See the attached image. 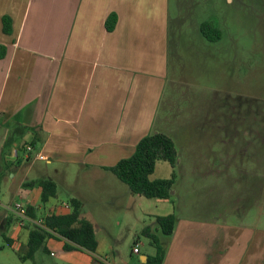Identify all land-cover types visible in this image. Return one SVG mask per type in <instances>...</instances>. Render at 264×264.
I'll return each instance as SVG.
<instances>
[{"label":"crops","instance_id":"crops-1","mask_svg":"<svg viewBox=\"0 0 264 264\" xmlns=\"http://www.w3.org/2000/svg\"><path fill=\"white\" fill-rule=\"evenodd\" d=\"M168 3L0 0V179L11 172L9 177L22 178L21 186L39 179L54 183V196L42 205L39 187L25 185L37 202L21 203L36 208L34 218L63 214L69 210L63 203L78 200L79 216L93 226L94 256L106 264H136L125 254L116 261L106 249L113 226L104 209L120 207L125 213L134 197L108 168L128 157L141 137L164 133L157 114L168 71ZM109 13L116 22L106 31ZM4 15L8 33L2 31ZM148 199L143 197L142 209L124 220L128 232L140 230L146 215L157 233L153 217L172 212L163 205L169 200ZM3 208V218L12 214L9 206ZM101 216L109 217L102 221ZM174 218L161 264H264V229ZM140 242L137 252L131 251L137 264L147 254L140 252ZM63 243L47 238L45 253L52 261L41 264L94 263L89 253L64 250Z\"/></svg>","mask_w":264,"mask_h":264},{"label":"rangeland","instance_id":"rangeland-1","mask_svg":"<svg viewBox=\"0 0 264 264\" xmlns=\"http://www.w3.org/2000/svg\"><path fill=\"white\" fill-rule=\"evenodd\" d=\"M168 15V71L157 117L173 141L176 162L175 194L163 205L176 217L264 229V0H169ZM202 22L218 29L219 37L206 40L199 30ZM167 166L160 161L153 175H164ZM10 174L0 179V264L52 261L40 248L34 262L16 254L26 250L24 227L29 225L18 226L12 214L6 225L3 206L38 200L27 196L30 188L20 185V176ZM132 195L125 213L120 207L106 208L111 217L101 220L109 217L113 226L106 249L116 261L125 254L137 264L138 255L131 253L133 233L123 223L143 207V197ZM143 218L140 227L156 233L152 218ZM156 235L165 249L168 238L159 231ZM140 240V252L152 253L147 240Z\"/></svg>","mask_w":264,"mask_h":264},{"label":"trees","instance_id":"trees-1","mask_svg":"<svg viewBox=\"0 0 264 264\" xmlns=\"http://www.w3.org/2000/svg\"><path fill=\"white\" fill-rule=\"evenodd\" d=\"M116 22L114 13H109L104 20L106 31L113 29ZM202 36L209 41L219 37V31L212 28L208 22H202L199 25ZM2 31L9 32V18L2 16ZM2 49L0 48V55ZM160 161L165 162L168 166L167 174L163 177H154L153 173L156 164ZM176 162V150L171 138L162 133L155 132L141 137L135 144L132 153L125 158L119 159L113 166L108 169L123 184H125L131 194L141 195L145 198L157 200H167L170 197V190L174 182V166ZM5 169V168H4ZM26 186L36 185L39 187V205L44 204L48 198L55 194V185L47 179H39L24 184ZM69 210L63 214H49L43 217V225L47 229L40 227H24L27 229L25 252L16 254L20 260L32 259L34 252L41 248L46 252L44 242L47 238L58 237L63 240V249H77L89 253L93 259V264H106L94 256L96 240L92 224L79 216V201L70 199ZM35 207L26 205V212L29 216H35ZM12 215L4 217L5 224L12 222ZM159 232L163 236H168L174 226V215L168 213L165 215H155ZM140 238H145L153 248V252L145 254V259L141 264H161L164 248L159 241V237L150 229L149 226H143L132 236V244ZM10 245L11 240L5 238Z\"/></svg>","mask_w":264,"mask_h":264},{"label":"built area","instance_id":"built-area-1","mask_svg":"<svg viewBox=\"0 0 264 264\" xmlns=\"http://www.w3.org/2000/svg\"><path fill=\"white\" fill-rule=\"evenodd\" d=\"M30 150V146L26 145L24 148V152H28ZM41 158V156H38ZM64 207L69 206L68 203H63L62 204ZM11 213L13 214L14 217H16V222L18 226H24V225H29L30 227L36 226L40 227L42 229H46L45 226L43 225V217L40 218H34L31 217L27 214L26 212V205L21 203L20 201H15L13 202L12 206L9 208ZM47 230V229H46ZM137 244H133L131 251L132 252H137Z\"/></svg>","mask_w":264,"mask_h":264}]
</instances>
